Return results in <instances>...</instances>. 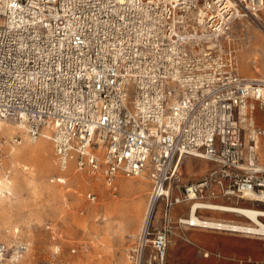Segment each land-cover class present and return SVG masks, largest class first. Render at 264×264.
Returning a JSON list of instances; mask_svg holds the SVG:
<instances>
[{
  "label": "built area",
  "instance_id": "obj_1",
  "mask_svg": "<svg viewBox=\"0 0 264 264\" xmlns=\"http://www.w3.org/2000/svg\"><path fill=\"white\" fill-rule=\"evenodd\" d=\"M238 17L264 34V0H0V117L31 139L48 127L61 170L72 162L108 185L148 178L151 212L132 264L148 246L150 262L164 264L170 234L187 224L180 215L175 225L177 204L188 213L264 199V77L239 75ZM189 156L212 166L183 181ZM28 247L0 241V264Z\"/></svg>",
  "mask_w": 264,
  "mask_h": 264
},
{
  "label": "rangeland",
  "instance_id": "obj_2",
  "mask_svg": "<svg viewBox=\"0 0 264 264\" xmlns=\"http://www.w3.org/2000/svg\"><path fill=\"white\" fill-rule=\"evenodd\" d=\"M252 21L250 17L236 18L230 32V43L236 51L239 75L264 77V34ZM255 65L260 68L259 71L255 70ZM127 86L131 95L133 86L131 83ZM257 113L258 123H261L264 115L260 110ZM6 123L14 124L7 120ZM43 132L48 135L44 154L49 166L44 168L37 160L22 159L29 166L27 170H22L20 164L17 169L10 165L9 154V149L17 146L19 140L22 143L28 141L26 131L22 128L13 138L11 135H0V173L6 172L11 180L7 190L0 186V241H24L29 244L17 264H132L129 250L136 246V236L149 198L150 182L146 176L119 174L108 185L103 179L95 180L90 171L77 170L72 162L61 170L56 162L51 130L43 127ZM41 136L29 142L35 143ZM260 140L263 142L264 137ZM261 150L259 147V156L264 162ZM188 166L191 172L187 171ZM211 166L212 163L207 160L185 157L180 169L182 179L195 180ZM16 170L29 176L30 181L17 187L13 182ZM119 181H131L134 190L121 191ZM139 183L142 185L137 186ZM92 195H95L94 200L90 198ZM130 199L136 201L131 207L136 214L137 226L128 229L120 239L115 228L121 212L132 202ZM238 205L264 208V205L245 200ZM175 206L178 212L183 209L186 216V205ZM216 212L200 209L198 215L203 219H241L234 214ZM109 221L112 224H108ZM192 235L200 237L201 246L188 241ZM107 236L109 240L105 238ZM189 248H193V262L186 256ZM150 249L152 251L151 246L149 252ZM241 249L245 251L239 253ZM204 250L209 252L208 256H203ZM263 256L264 236L230 234L183 224L170 234L164 264H261L259 261Z\"/></svg>",
  "mask_w": 264,
  "mask_h": 264
},
{
  "label": "bare ground",
  "instance_id": "obj_3",
  "mask_svg": "<svg viewBox=\"0 0 264 264\" xmlns=\"http://www.w3.org/2000/svg\"><path fill=\"white\" fill-rule=\"evenodd\" d=\"M258 46V45H257ZM259 50L260 48L257 47ZM259 67L255 65V70L259 71ZM23 127L20 123H14V124H7L6 120L0 117V135H11V138L16 135V132L21 130ZM45 131V130H44ZM25 135V134H24ZM41 137L38 141L35 143H31L29 141H33L34 139L29 138L28 141L22 143V140L17 142V146H13L9 149V154L11 156V164L16 169L18 168V165L20 164L22 170H27L29 168L28 164L25 162H22L21 160H37L42 164L44 168H47L49 166V160L45 156V145L47 144V133H41ZM26 139V138H25ZM36 139V138H35ZM17 141V139H15ZM259 147L262 148L261 152L264 156V141L258 140ZM1 169V165H0ZM187 171L191 172L192 169L190 166L187 167ZM20 171L16 170V172L13 175V182L14 184L18 186H22L25 183L30 181V177L27 175H21ZM93 174V173H92ZM95 177V180H101V176L99 174H93ZM141 176V175H140ZM117 176L116 178H118ZM115 178V179H116ZM11 180L8 178V175L6 172L0 173V186L4 188V190L8 189V185L10 184ZM120 190L124 192H130L134 187V184L131 181H119ZM142 184H137V186H141ZM1 189V188H0ZM1 197V196H0ZM136 197V196H135ZM134 198V197H133ZM132 201V199H130ZM245 201L251 202L248 198L244 199ZM0 199V204H1ZM136 201H132L129 203L128 206L125 207V209L121 212L120 216L118 217L117 226H116V232L119 233V238L121 239V236L123 233L128 231V229L134 228L135 229V212H133V208L131 207ZM253 203V202H251ZM258 204L264 205V199L261 200V202H258ZM209 210L217 211L218 213H230L234 214L238 217H241V219H227L220 217H210L203 219L201 216L198 215V210L195 209V207H190L188 209L187 215L183 218L185 222L190 226H199V227H205V228H215L217 224H221L224 227L227 228H234L238 230H248L252 233V235L255 236H264V222L262 219H264V208L261 207H255L251 205H236L231 204L227 201H219L214 203H209V206L207 208ZM151 212V208L149 206V203L147 202L145 206V210L141 219L139 230L141 231L144 225L146 224L149 215ZM216 212V213H217ZM108 224H112V221H109ZM139 231V233H140ZM138 233V234H139ZM107 234V233H106ZM137 234V235H138ZM137 237V236H136ZM107 240H109L108 236L105 237ZM111 238V237H110ZM131 262V260H130ZM151 263V262H150Z\"/></svg>",
  "mask_w": 264,
  "mask_h": 264
},
{
  "label": "crops",
  "instance_id": "obj_4",
  "mask_svg": "<svg viewBox=\"0 0 264 264\" xmlns=\"http://www.w3.org/2000/svg\"><path fill=\"white\" fill-rule=\"evenodd\" d=\"M146 178H147V177H146ZM147 179H148V178H147ZM148 181H149V180H148ZM181 205H186V206H188L187 204H184V203L181 204ZM176 207H177V206H174V208H173V210H172L173 219H176V218L179 217L180 215H185L183 209L180 210V212H178V210L176 209ZM158 214H159V215H157V213H156V215H155V220H154V222H153V225H154V226H157V225H158L157 220H158V218H159V216H160V211H159ZM136 226H137V221L135 220V228H136ZM194 227H197V226H194ZM215 230H216V229H215ZM217 231H219V232H228V231H220V230H217ZM228 233H230V234H238V235L249 236V234H244V233H233V232H228ZM199 238H200V237L197 236V235H192V236L189 237L188 241H189L191 244H193V245L201 246V245H200V244H201V241H200ZM169 243H170V236H169V241H168V243H167L166 256H165V262H164V263H166V258H167V254H168ZM244 251H245V250L241 249V251H238V252H239V253H243ZM152 252H153V251H151V249H150V252H149V246H148V247L146 248V250H145V257H144V263H143V264H150V256H151ZM208 255H209V252L206 251V250H204V252H203V256H208ZM186 256H187V258L190 260V262H193V260H192L193 257H194V255H193V248H189V249H187ZM263 259H264V256H263V257L260 259V261H259L261 264H264Z\"/></svg>",
  "mask_w": 264,
  "mask_h": 264
}]
</instances>
